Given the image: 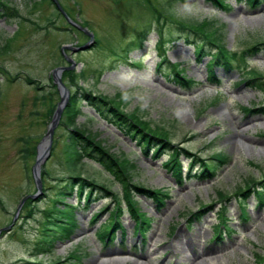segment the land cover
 Wrapping results in <instances>:
<instances>
[{"label": "rangeland", "instance_id": "374dc122", "mask_svg": "<svg viewBox=\"0 0 264 264\" xmlns=\"http://www.w3.org/2000/svg\"><path fill=\"white\" fill-rule=\"evenodd\" d=\"M58 1L66 16H60L50 0H0L19 16L10 18L0 11V229L12 223L21 199L35 194L31 168L38 151L27 160V169L20 151L28 137L30 148L43 143L51 119H46L47 111L40 105L35 87L24 79L52 80L54 68L67 66L60 57L62 46L75 62L73 71L85 74L80 86L108 97L150 128L165 130L172 146L193 157L185 158L180 152L178 178L165 165L175 148L159 152L163 143L156 142V153L143 150L136 139L98 118L81 102L76 126L110 154L128 160L131 185L161 190L164 197L159 204L148 193L141 195L130 188L138 213L148 221L138 232L122 185L99 165L84 160L79 166L80 177L105 185L119 197L123 209L118 218L120 228L105 241L99 237L100 226L112 217L113 196L102 199L94 194L86 205L76 196L69 197L65 203L76 208L74 232L58 243L53 253L32 256L44 210L63 184L56 179L67 176L61 152L65 131L57 125L50 156L41 165V171L49 176L41 182V193L31 205L32 216L25 217L28 207L23 206L8 231L0 232V264H191V260L184 261L191 252L177 237L181 232L190 236L195 229L210 252L200 259L205 260L203 264L218 259L226 264H264V202L258 207L255 194L244 199L245 195L237 193L250 180L257 183L256 193H264V114H254L255 120L248 125L247 135L255 144L230 140L238 126L250 118L247 109L264 105V84L259 89L241 83L252 72L264 77V47L254 57L248 56L253 52L244 53L264 42V0L256 6L248 0H222L224 10L217 9L212 0L171 4L170 0ZM169 5L176 22H215L222 33V47L235 55L229 70L220 64L213 67L221 83L219 90L210 87L208 80L209 56L214 50L204 47L203 55L197 57L190 45L193 38L185 39L175 23L163 20L162 27L155 24L151 10L159 13ZM143 29L149 30L145 41L139 37ZM159 33L166 37L161 47ZM87 36L96 44L75 50L88 42ZM12 37L8 50L1 52L3 41ZM173 64L185 79L195 82L192 89H184L169 77ZM217 154L227 157L225 164L211 159ZM202 164L218 166L212 179H200ZM219 193L224 198L220 199ZM242 201L246 220L242 218ZM72 252L78 256L76 261L69 258Z\"/></svg>", "mask_w": 264, "mask_h": 264}, {"label": "trees", "instance_id": "16d2710c", "mask_svg": "<svg viewBox=\"0 0 264 264\" xmlns=\"http://www.w3.org/2000/svg\"><path fill=\"white\" fill-rule=\"evenodd\" d=\"M173 1L177 0H170V4ZM178 1L184 3L186 0ZM258 1L259 0H248V4L256 6ZM212 2L216 5L217 9L224 10V4L222 0H212ZM169 7V9L166 7L163 9V11H159V13L155 9L151 10V15L153 16L152 18H154L156 21L155 24L162 27L161 21L163 20L166 22L170 21L171 23H175L176 28H178L182 34L185 33V39L189 40L190 38H193L194 42L190 44L193 46L197 57L203 55L204 47L209 46L212 50H214L213 54L209 56L210 60L208 65V80L212 85L218 84L219 80L214 74L213 67L220 64L225 70H229L231 68L230 61L235 55H231L229 50L222 47V33H220L216 23L206 20L201 23H184L182 21L176 22L173 8L170 5ZM8 8L9 7L7 4H0V11L4 12L6 16L8 15L10 18L19 17L17 16V10ZM7 11H9L8 14L6 13ZM164 12H166V14H164ZM51 24L54 25V22ZM160 33L159 35L161 36L159 40V46L161 47L165 44L166 37ZM148 34L149 30L145 32V29H143L140 32L139 37L143 38V40H146ZM11 40H13V37L9 40L5 39L3 41L4 44L1 47V52H6L8 50ZM263 47L264 43L258 42L249 47L244 53L253 52V54H251V56H253L259 51H262L261 49H263ZM60 57L61 59H64L61 52ZM172 68L173 69L168 72L169 77L181 85L184 89H192V87L195 85V82H193L191 79H185L183 77L182 71L177 68V65H173ZM84 77L85 74L83 71L80 73H75V71H65L62 74V81L70 90L69 102L63 111L59 123V126L64 128L65 131V139L63 141L61 152L65 160V172L67 173V176L65 175L66 177L56 179V181L63 182V184L56 188L57 192L55 197L51 199V205L44 210V220L41 222V226L33 247L32 256L34 257L53 253L57 244L67 241L70 235H72L74 232V229L77 227V222L75 219L76 208L65 203V200L69 199V197L76 196L86 205L90 203L94 194H98V197H101L102 199L113 196L115 207L111 210L113 211L111 212L112 217L107 223L100 227L99 237L102 241H105L108 236H111L112 233L115 232L116 228H120L118 218L121 217L120 215H122L123 209L121 207V201L119 197L108 192V188L105 185H99L94 180H88L86 178L80 177L79 166L84 160H88L99 165L102 169L109 173V175H111L115 181L122 185L125 191L124 200L126 201V207H128V211L137 220L136 230L138 232H142L143 225L148 224V221L144 215L138 213L136 203L133 200L134 196L130 188L135 189L141 195L148 193L150 197L159 204L162 201L160 199L164 197V192L161 190L148 191L143 187L131 185L129 183V177L130 168L132 166L128 160H122L107 152V150L101 146L100 143L95 141L85 131L76 126V120L82 114L81 102H84L85 105L92 109L101 120L117 127L120 131L129 135L132 139H136L137 143L142 145L143 150H153L155 153L158 151L156 148V142L163 143V147H161L159 152L162 150L172 151L173 148H175L166 138V133L164 132L165 130L159 128H150L147 123L142 122L141 119H139L134 113H126L120 109L118 103L114 104L109 100L108 97L102 96L100 94H93L92 91L80 86L79 82L81 80L83 81ZM24 81L28 85L35 87V90L39 95L38 98L40 100V105L47 111L46 119L48 120L51 118L56 106V100L59 98L57 88L52 83V80L49 79L47 82L45 81L40 83L27 76ZM244 82L245 84L252 86L254 84L256 88L261 89L264 84V77L252 72V75H250L241 83ZM249 111L250 110L247 109V112ZM258 112L264 114V105L258 110ZM30 143L31 138H26L20 151L21 159L26 169L28 167L27 160L36 155V144L32 145V148H30ZM180 152L185 155V158L193 157L190 152L184 151L182 148H175V152L169 156V160H167L165 163V165L169 167L178 178H180L181 174V164L179 161H177V158L180 157ZM211 159L218 161L219 165H223L227 161V157L223 154H217ZM200 162L203 163L202 160ZM194 163H196V161H193L192 165ZM202 165L203 171L201 172L200 179H212L214 177L215 171L218 169V166L214 164L212 166L205 164ZM48 176V172L43 169L41 171V181H45ZM250 182L251 183H247L245 189H239L237 193L243 197L245 195L244 199L249 197L251 194H255L258 207H260L264 202V193L263 191L256 193L254 188L257 183L254 181L252 182L251 180ZM251 185L253 187L250 188ZM219 197L220 199L224 198V194L219 193ZM244 201L241 202L240 208L242 218L246 220L247 215L244 209ZM32 203H34V200H27L25 202L24 208L28 207L27 214L25 216L26 218H30L33 214V208L31 206ZM105 209L107 208H103V210ZM97 216L98 213L94 214L92 218H96ZM219 234L221 235V232ZM69 258L76 261L78 256L72 252L70 253ZM30 261L35 263L34 259H31ZM61 263L62 262L59 261L56 264ZM36 264L41 263L38 262Z\"/></svg>", "mask_w": 264, "mask_h": 264}, {"label": "water", "instance_id": "95a60500", "mask_svg": "<svg viewBox=\"0 0 264 264\" xmlns=\"http://www.w3.org/2000/svg\"><path fill=\"white\" fill-rule=\"evenodd\" d=\"M54 2V4L57 6L58 10L64 14L62 8L60 7L59 3L57 0H52ZM92 39L90 38L89 42L84 44L83 46H80L78 48H75V50L78 51H82L85 50L91 43H92ZM67 62L69 63V66H60L57 67L55 69L52 70V80L53 83L57 86L58 92L60 94V101L56 106L55 112L52 116V119L47 127V131L44 137V141L42 144L39 145L38 147V154L36 156V160L32 166V176L35 182V187H36V194L34 195H29L24 197L20 203L17 206L16 209V214L15 217L13 218L12 224H14L16 217L18 216V213L22 207V205L25 203V201L27 199H35L37 194L41 193V180H40V167L42 164H44V162L49 158L50 156V147H51V142H52V137H53V133H54V129L57 126L61 113L64 110L66 104L68 103L69 100V91L68 89L65 87L64 83L62 82V73L64 71H70L73 70L75 67V62L71 59V58H67ZM10 225V226H11ZM10 226L8 227H4L0 229L1 231H8V229L10 228Z\"/></svg>", "mask_w": 264, "mask_h": 264}, {"label": "bare ground", "instance_id": "6f19581e", "mask_svg": "<svg viewBox=\"0 0 264 264\" xmlns=\"http://www.w3.org/2000/svg\"><path fill=\"white\" fill-rule=\"evenodd\" d=\"M260 107L256 106L252 108L248 113L251 115L250 118H247L244 120L237 128L236 131H234L233 136L230 138L231 141H233L234 144L241 143L244 145H253L256 143V140L249 135H247V132L249 131L248 125L252 123L255 119L252 117L254 114H258V110ZM178 240L181 241L184 246L188 248V250L191 252V257H186L184 261L191 260V264H203L202 262L205 260L200 261L202 256L204 257L206 254H209L210 252L208 250H205V245L201 242L202 234L198 230H193V233L190 236H186L185 233H179ZM153 237H151L150 240H152ZM115 264H118L115 262ZM205 264H226L224 259H218L213 260L209 263Z\"/></svg>", "mask_w": 264, "mask_h": 264}]
</instances>
